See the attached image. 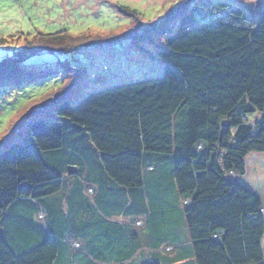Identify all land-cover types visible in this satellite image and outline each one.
<instances>
[{"label":"trees","instance_id":"16d2710c","mask_svg":"<svg viewBox=\"0 0 264 264\" xmlns=\"http://www.w3.org/2000/svg\"><path fill=\"white\" fill-rule=\"evenodd\" d=\"M231 6L214 8L244 19ZM180 9L146 34H164ZM181 20L187 27L194 16ZM253 23L222 16L188 28L158 51L162 76L93 91L75 104L55 99L54 120L30 123L21 142L0 150V264H139L146 246L152 257L140 264H264V205L241 183L252 153H264V8ZM112 38L19 37L24 44L0 63V79L39 54ZM150 188L174 213L168 227L155 222ZM118 196L133 219L113 220L101 209Z\"/></svg>","mask_w":264,"mask_h":264},{"label":"rangeland","instance_id":"374dc122","mask_svg":"<svg viewBox=\"0 0 264 264\" xmlns=\"http://www.w3.org/2000/svg\"><path fill=\"white\" fill-rule=\"evenodd\" d=\"M218 2L229 3L234 9L242 8L244 19H233L228 11L216 10ZM122 7L135 11L136 15L122 12ZM177 8H183L178 12L180 21L168 22L169 28L164 34H146ZM263 8L264 0H0V39L6 41L0 43V63L13 58L14 52L23 46L19 37L60 32L71 36L87 33L113 37L102 47L39 54L21 63L17 73L0 79V150L21 142L30 123L39 119L54 120L57 117L55 99L63 98L75 104L93 91L160 77L165 73L166 64L158 58V51L166 47L168 39L222 16L226 22L251 26ZM185 14L194 16L193 24L187 27L181 20ZM67 82H72L71 87L59 97V90ZM254 118L247 117L248 121ZM247 163V176L241 183L264 198V153H252ZM147 176L154 179L157 175ZM147 194L148 206L157 205L155 222L168 227L174 213L169 211L167 200L153 188ZM118 198L114 206L113 199L108 198L101 209L113 215V220L133 219L124 213L125 198ZM144 229L151 232L147 226ZM135 230L142 232L139 227ZM167 234L168 241L175 242L174 233L167 231ZM137 254L139 264L152 257L149 246Z\"/></svg>","mask_w":264,"mask_h":264},{"label":"crops","instance_id":"0c3cea01","mask_svg":"<svg viewBox=\"0 0 264 264\" xmlns=\"http://www.w3.org/2000/svg\"><path fill=\"white\" fill-rule=\"evenodd\" d=\"M247 168H248V163H247ZM78 172V168L76 169V173ZM75 173V174H76ZM247 176V175H246ZM247 189H249L250 191H252L253 193H255L262 201V204L264 205V198L263 196L259 193V192H256L254 191L253 189L249 188V187H246ZM67 200V199H66ZM66 200H63L64 203H66L67 201ZM185 242V241H184ZM183 242V243H184ZM187 243H185L184 245H186ZM183 245V244H182ZM263 249H264V241H263Z\"/></svg>","mask_w":264,"mask_h":264},{"label":"water","instance_id":"95a60500","mask_svg":"<svg viewBox=\"0 0 264 264\" xmlns=\"http://www.w3.org/2000/svg\"><path fill=\"white\" fill-rule=\"evenodd\" d=\"M225 125H228V123L227 124H225ZM76 167L75 166H69L68 167V172L70 173V174H74V173H76Z\"/></svg>","mask_w":264,"mask_h":264}]
</instances>
